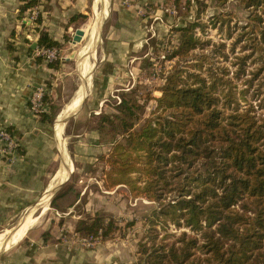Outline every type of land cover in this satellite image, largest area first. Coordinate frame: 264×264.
I'll return each instance as SVG.
<instances>
[{
  "label": "trees",
  "instance_id": "1",
  "mask_svg": "<svg viewBox=\"0 0 264 264\" xmlns=\"http://www.w3.org/2000/svg\"><path fill=\"white\" fill-rule=\"evenodd\" d=\"M22 1V13L38 3ZM240 1L250 13L229 47L235 52L242 43L234 76L229 67L217 65L220 57L229 59L227 43L203 41L196 30L205 31L204 24L190 21L174 29L179 42L166 59L193 57V62L189 68L175 65L166 75L161 95L150 97L156 107L142 126L135 129L125 119L138 116L128 93H122L115 113L99 116L97 127L110 138L101 142L112 145L101 157L109 167L105 187L126 185L133 196L159 202L154 216L146 218L155 234L150 243L141 241L144 264H264V116L258 112L264 109V0ZM228 15L217 17L220 28ZM227 33L233 37L232 27ZM39 45L61 43L42 32ZM197 49L204 51L197 54ZM249 61L255 67L247 77ZM250 93L260 102L249 99ZM168 194L174 198L166 200ZM79 196L75 186L65 185L51 205L69 210ZM156 225L186 230L170 233V243L168 235L158 242ZM116 229L110 217L97 213L80 221L77 230L108 240Z\"/></svg>",
  "mask_w": 264,
  "mask_h": 264
},
{
  "label": "crops",
  "instance_id": "2",
  "mask_svg": "<svg viewBox=\"0 0 264 264\" xmlns=\"http://www.w3.org/2000/svg\"><path fill=\"white\" fill-rule=\"evenodd\" d=\"M100 1L38 0L22 13L24 1L0 0V129L10 130L19 143L15 164L9 165L0 156V230L19 226L37 209L41 210L39 219L42 207L52 206L53 198L76 172L77 160L82 158L87 165L97 166L99 154L110 149L109 144L100 142L98 127L92 121H86L76 133L70 127L93 114L99 117L113 113L114 96L121 98V92L133 89L129 71L137 75L145 71L148 63L167 49L168 40L170 46L175 43L173 39L180 33L174 29L193 21H177L165 11L177 0ZM104 7L105 13H101ZM35 8L39 21L30 22L27 17ZM92 17L93 22L88 24ZM78 29H83L84 35L75 43ZM42 32L61 43L56 47L60 58L55 66L36 54ZM93 32L99 37L94 38ZM81 44L85 46L79 50ZM89 49L90 55L86 53ZM77 56L75 73L80 86L66 109L68 114L60 120L61 111L56 112V106L62 107L66 101L62 95L71 83L68 68ZM86 67L88 73L83 75ZM39 85L48 89L47 109L36 115L30 108V98ZM82 95L83 101L75 111ZM70 142L74 144L72 149ZM88 178L92 180L95 175L91 173ZM52 192L55 195L51 199ZM83 194L81 191V197ZM125 247L124 241H105L93 251L72 253L66 249L60 264H134L135 253L130 255ZM40 253L38 259L29 255L27 260L42 264L57 261V251L45 247ZM23 254L19 251L17 256Z\"/></svg>",
  "mask_w": 264,
  "mask_h": 264
},
{
  "label": "rangeland",
  "instance_id": "3",
  "mask_svg": "<svg viewBox=\"0 0 264 264\" xmlns=\"http://www.w3.org/2000/svg\"><path fill=\"white\" fill-rule=\"evenodd\" d=\"M175 6L181 7L179 13L176 14L178 17H173L175 20L178 21L182 18H188L193 20V22L199 21L200 23L204 24L205 31L200 28H197L196 30L203 41L211 40L212 43L224 41L227 43L228 49L226 52L229 54V59L225 60L224 58L220 57L217 61V65L229 67L231 70L230 76H234L233 71H235L237 68L234 62H237V57L242 55V43L236 45L235 52L229 50V47L235 40L237 33L241 31L240 27L245 25L248 21L250 11L245 8L240 0H228L225 4H222L217 0H194L193 2L191 0H180L176 1ZM183 7L185 8L183 9ZM227 13L230 14L226 16L228 21L223 25V28H220V23L222 21L217 20V17L221 14ZM92 22L93 17L88 24H91ZM228 26L232 27V38L228 37ZM178 38L179 35L176 36L173 41L175 43L178 42ZM170 43L171 40H168L169 46ZM85 44L79 45L78 49L82 50ZM211 47L212 44L206 46L207 50L205 52H210ZM169 48L162 51L161 53L159 52V56L157 55L154 61L148 63L146 70L139 74V81L136 83L133 89L127 92H121L128 93L133 99L136 100L137 104L135 105V112L138 116L132 118L129 114L125 115V119L127 121H133L135 123V129H139L142 126L144 121L150 117L152 110H154L156 107V101L154 99H150V97H158L161 95H159L157 91H160L159 89L162 87L165 80L162 81L160 78L162 77L165 79L166 75L175 67V65H187L189 68L188 65L190 64L188 63L193 62V59H191L193 57L188 58V62L186 60L177 62V59L174 62H171V60L169 62V59L162 57L163 54L166 56L170 54L169 52L172 50H169ZM203 51L204 50L197 49L196 53L200 54ZM78 60L79 57L77 56L76 59L73 60L74 64H71V66L68 68L69 71L72 72L70 74L71 83L68 84L69 91L66 93V95H62L64 96L63 99H66V101H64L65 103H63L62 107L56 106V112H59V110L61 111L60 120L68 114L66 109L72 102L74 96L76 95V90H78L80 86V80L77 78L75 73ZM154 62L159 63L163 70L157 73L153 72L152 64ZM254 67V63L249 61V72H247V77H250L249 73L252 69H254ZM153 75L157 77L153 78ZM147 79L151 80L146 81ZM238 83L239 88L244 87L241 80H238ZM70 87L72 89H70ZM83 96L84 95H82L80 101L76 104L75 111L80 107L83 101ZM248 97L249 99H253L251 93L248 95ZM262 97L263 95H260V99H262ZM114 98L113 104L111 103L113 108L111 111H113V113L117 111L114 107L116 103H120V99L118 97L114 96ZM252 101H255V104L260 102L259 100L256 101L254 99ZM258 112L264 116V109H258ZM113 113H109V115H112ZM82 119L83 118L78 120L77 125L75 124L76 126L70 127L69 130L76 133L79 132V129L85 125L86 121H92V125L95 126H98L100 121L99 117L94 116V114L93 117H90L89 119ZM59 122L61 123V121ZM88 126L89 125L86 124V127ZM109 135H111V133H109ZM106 139L110 138H107L106 135H101L100 133V142ZM124 139L125 138L120 137L119 141L124 143ZM73 145L74 144L70 142L69 148L72 149ZM109 146V150L103 154L100 153L101 155L99 154L100 159L97 163V166L87 165V163H85L82 158L79 161L77 160L78 168L74 174L69 176V179L65 185L71 184L75 186L79 193L84 191L82 197L81 195L79 196V202L76 203L71 209L65 211H59L52 206L49 209L47 208L46 212L40 216L36 223L27 232L24 230L23 234H21L19 237L8 240L2 245L0 244V264H42L41 262H31V260H27V258L29 255H35L34 258L38 259L37 256L41 254L40 251L45 247L52 249V251H57V257L54 258L57 259V261L53 260V264H60V256H63V253L66 252V249L68 252L72 253L74 251H93L94 248L105 241L126 242L125 248L131 251L130 255L135 253V258L133 261L134 264H144V257L142 254H140L142 251L141 241H144V243H150L151 237L153 234H155V231L152 230L153 226H151L150 222H148L146 218H152L154 216V211L159 209V202L149 200L145 197L133 196L129 190V187L126 185H119L110 190L105 187L104 171L109 167L105 161L101 160V157H106L111 153L112 145L109 143ZM91 173L95 175V178L92 180L88 178V175ZM66 175L67 174H65V176ZM132 177L137 179L139 174H132ZM173 198V195L168 194L166 200H171ZM97 213L110 217L115 225H117V229L113 231L112 237L108 240H103L100 236L86 234L85 231L81 232L77 230L80 221L87 220L90 217H95ZM39 214H41L40 209H37L35 213H33L34 216H38ZM14 226L1 229L0 234H2L7 229L12 230L16 227ZM156 229L159 232L157 241H161L162 238L168 235L167 241L169 243L174 239V236H171L170 233L179 235L181 231L186 230V228H178L174 225H170L167 228H164L161 225H156ZM19 251H24L23 256H17Z\"/></svg>",
  "mask_w": 264,
  "mask_h": 264
},
{
  "label": "built area",
  "instance_id": "4",
  "mask_svg": "<svg viewBox=\"0 0 264 264\" xmlns=\"http://www.w3.org/2000/svg\"><path fill=\"white\" fill-rule=\"evenodd\" d=\"M191 1L193 2L194 0H191ZM184 8L185 7H183V9ZM180 10H181V7L175 6V3H169L165 8V11L175 18L178 17V15L176 14L179 13ZM38 17H39V11L35 8L30 11L27 17V20H29L30 22H36ZM177 45H178V42L174 43L171 47L168 45L167 49L170 47L169 50L170 49L173 50L174 48L177 47ZM36 54L43 57L49 63L55 62L59 60L60 58V52L56 47L39 48ZM162 57L166 58V55L163 54ZM175 60L176 59H173L171 60V62H174ZM152 70L153 72L157 73V72L162 71L163 68L162 66L159 65V63L154 62L152 64ZM129 75L131 77V80H133L134 82L133 84V88H134L136 83L139 81L138 80V78H140L139 74L137 75L133 70H130ZM154 75H153V78H156L157 76H154ZM160 79L162 81L165 80L162 77ZM148 80H151V79H147L146 81ZM47 91L48 89L45 85H39L33 90L31 98H30V108L34 114L40 115L46 111ZM117 97L120 99V102H121V98L119 96ZM18 147H19V143L17 139L15 138V136L13 135V133L10 130L5 129V128L0 129V156L5 158L9 165H13L16 163Z\"/></svg>",
  "mask_w": 264,
  "mask_h": 264
},
{
  "label": "bare ground",
  "instance_id": "5",
  "mask_svg": "<svg viewBox=\"0 0 264 264\" xmlns=\"http://www.w3.org/2000/svg\"><path fill=\"white\" fill-rule=\"evenodd\" d=\"M98 1H100V0H98ZM101 2V1H100ZM103 3H105L104 2V0H103ZM101 6V5H100ZM102 9V8H101ZM105 10H106V8L104 7V9H102L100 12L102 13L103 11H104V13H105ZM99 12V13H100ZM93 36H94V38H98L99 36H98V33H94L93 32ZM89 48V47H88ZM86 50H87V48H86ZM95 50V49H94ZM88 52H90V49H89V51H87L86 53H88ZM89 55H90V53H88ZM95 56H96V54H95ZM87 67H86V70H83L82 71V73H83V75H85V74H87L88 72H87ZM87 84V83H86ZM72 111H74V109L72 110ZM71 114V113H70ZM66 120V119H65ZM62 126H63V124L62 125H60V127H61V131H62ZM67 177V176H66ZM61 184V183H60ZM53 193V192H52ZM49 198V197H48ZM47 198V199H48ZM47 202V201H46ZM47 208H48V206L46 205L44 208L42 207V214H44L45 212H46V210H47ZM38 217L39 216H32V214H29L26 218H25V220H24V222H22L19 226H17V227H15L14 229H12V230H9V229H7V230H5L2 234H0V241H4V239L9 235V239L8 240H12V239H15V238H17V237H19L21 234H23V232H24V230H25V232H27L35 223H36V221L38 220ZM7 240V241H8ZM0 244H2V243H0ZM1 246V245H0Z\"/></svg>",
  "mask_w": 264,
  "mask_h": 264
},
{
  "label": "water",
  "instance_id": "6",
  "mask_svg": "<svg viewBox=\"0 0 264 264\" xmlns=\"http://www.w3.org/2000/svg\"><path fill=\"white\" fill-rule=\"evenodd\" d=\"M84 35V30L83 29H78L77 30V32H76V35L74 36V42L76 43V42H80L81 40H82V36ZM37 43H35V45H36ZM56 192V191H55ZM55 192H53L52 194H51V199L54 197V193ZM14 229V228H13ZM9 239V235L4 239V242H6L7 240ZM5 244H7V243H5Z\"/></svg>",
  "mask_w": 264,
  "mask_h": 264
}]
</instances>
